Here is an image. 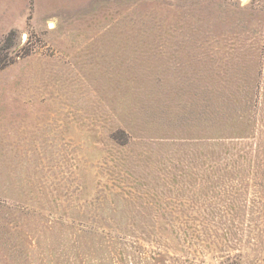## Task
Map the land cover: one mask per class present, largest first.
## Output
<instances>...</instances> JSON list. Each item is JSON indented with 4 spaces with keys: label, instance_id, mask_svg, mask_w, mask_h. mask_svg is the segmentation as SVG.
Returning a JSON list of instances; mask_svg holds the SVG:
<instances>
[{
    "label": "rangeland",
    "instance_id": "374dc122",
    "mask_svg": "<svg viewBox=\"0 0 264 264\" xmlns=\"http://www.w3.org/2000/svg\"><path fill=\"white\" fill-rule=\"evenodd\" d=\"M0 264H264V0H0Z\"/></svg>",
    "mask_w": 264,
    "mask_h": 264
},
{
    "label": "trees",
    "instance_id": "16d2710c",
    "mask_svg": "<svg viewBox=\"0 0 264 264\" xmlns=\"http://www.w3.org/2000/svg\"><path fill=\"white\" fill-rule=\"evenodd\" d=\"M2 49V47L0 46V50Z\"/></svg>",
    "mask_w": 264,
    "mask_h": 264
}]
</instances>
